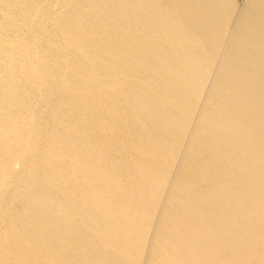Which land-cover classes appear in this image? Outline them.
I'll use <instances>...</instances> for the list:
<instances>
[{"label":"bare ground","instance_id":"obj_1","mask_svg":"<svg viewBox=\"0 0 264 264\" xmlns=\"http://www.w3.org/2000/svg\"><path fill=\"white\" fill-rule=\"evenodd\" d=\"M0 264H264V0H0Z\"/></svg>","mask_w":264,"mask_h":264},{"label":"rangeland","instance_id":"obj_2","mask_svg":"<svg viewBox=\"0 0 264 264\" xmlns=\"http://www.w3.org/2000/svg\"><path fill=\"white\" fill-rule=\"evenodd\" d=\"M233 1H235L236 3H242V2H244L245 0H233Z\"/></svg>","mask_w":264,"mask_h":264}]
</instances>
